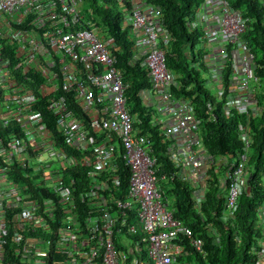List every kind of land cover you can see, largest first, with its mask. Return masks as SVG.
Wrapping results in <instances>:
<instances>
[{
    "label": "built area",
    "instance_id": "obj_1",
    "mask_svg": "<svg viewBox=\"0 0 264 264\" xmlns=\"http://www.w3.org/2000/svg\"><path fill=\"white\" fill-rule=\"evenodd\" d=\"M114 1L122 27L134 36L132 58L141 59L148 77L139 98L155 100L150 119L162 142L171 143L164 155L178 179L193 188L197 209L208 171L218 175L226 192V220L247 190L249 123L263 110L257 98L261 67L243 39L246 19L227 0H202L188 24L209 49L197 53L196 68L212 75L210 117L220 104L226 119L233 114L244 119L238 124L242 152L214 157L201 145V120L192 102L172 95L176 76L167 69L165 54L174 40L162 11L147 0ZM259 2L264 7V0ZM81 4L0 0V264H128L127 252L115 245L125 236L138 237L148 264H177L185 254L183 240L199 252L203 242L173 216L160 188L165 176H157L154 141L136 130L127 108L116 42L82 16ZM35 77L39 83L32 87ZM67 96L86 120L76 116ZM40 101L76 155L56 145ZM172 142L180 145L176 152ZM118 157L128 169L123 195ZM68 169L84 173L68 178ZM258 215L264 227V203ZM260 246L255 264L264 260V238Z\"/></svg>",
    "mask_w": 264,
    "mask_h": 264
},
{
    "label": "trees",
    "instance_id": "obj_2",
    "mask_svg": "<svg viewBox=\"0 0 264 264\" xmlns=\"http://www.w3.org/2000/svg\"><path fill=\"white\" fill-rule=\"evenodd\" d=\"M147 1L160 8L163 25L174 40L165 54L166 67L176 76V86L172 88V95L192 102L195 113L201 120L199 137L207 153L214 157L224 155L236 157L243 149L239 140L238 124L244 119L237 114L226 119L220 104L216 105V109L212 112L213 117H210L207 104L215 102L204 87V80L196 75L191 64V60H194L191 49L194 43L198 42L201 33L199 30L190 33L188 24L192 21L194 12L202 0ZM227 1L246 19L247 29L243 39L256 55L261 67L256 73L260 79L257 98L263 110L249 123L252 141L246 165L247 190L241 193L234 213L226 220L222 219L226 192L218 186V175H215L213 170L208 171L211 175L210 180L204 188L203 201L197 209L192 195L193 188L188 182L178 179L173 164L164 155L167 144L162 142L157 128L150 124V114L141 105L138 95L140 90L147 87V74L140 64L136 63L133 66L129 64L132 57V43L128 30L122 27L120 13L109 6L111 3L108 0H102L103 5L97 0H82L81 4L82 16L96 28L104 29L105 33L113 37L116 42L118 51L115 56L123 74L124 83L127 85L125 91L127 108L130 115L136 118L134 127H137L141 134L150 135L154 141L153 153L158 158L157 176L159 178L165 176L160 183V188L164 197L170 200L168 204L173 216L190 228L194 238H201L203 242L202 252H199L190 246L187 240H183L185 254L177 259V264H255L256 254L264 238V227L260 224L258 215L259 207L264 203L262 160L264 155V7L259 0ZM225 72L228 73V68ZM34 80L32 87H36L39 83L37 77ZM67 98L76 116L84 117L86 120L81 110L75 106L72 97L67 96ZM39 109L42 111L47 128L52 132L56 145L63 148L67 154L76 155L65 145L56 131L54 120L46 109L45 101H40ZM118 152H121L120 148ZM116 161L121 182L119 195H123L128 182V169L120 157ZM83 173L84 170L68 169L66 177L77 179L82 177ZM40 194L45 195V192L40 191ZM79 207L83 209L80 203H78ZM130 239L132 243L125 246L121 238H116L115 245L118 249L127 252L128 264H134L133 257L137 250L134 241L138 240L136 237H130Z\"/></svg>",
    "mask_w": 264,
    "mask_h": 264
},
{
    "label": "crops",
    "instance_id": "obj_3",
    "mask_svg": "<svg viewBox=\"0 0 264 264\" xmlns=\"http://www.w3.org/2000/svg\"><path fill=\"white\" fill-rule=\"evenodd\" d=\"M116 3L114 2V3H111L109 6H112V5H114V8H117L116 7V5H115ZM116 10V9H115ZM117 10H118V8H117ZM118 13H119V10H118ZM105 35H106V33H104ZM110 37V36H109ZM129 38H130V41H131V43H132V57H133V53H135L136 54V50H135V52H134V49H133V42L132 41H134V36L133 35H131V34H129ZM137 55V54H136ZM130 58V60H129V64L131 65V66H133V65H135L136 63H138V64H140V66L142 67V61H141V59L140 60H137L138 58L136 57V60L134 61L133 59L134 58ZM123 75V74H122ZM147 81H148V77H147ZM211 84H213V86H214V83L213 82H211ZM149 81L147 82V87H145L144 89H147L149 86ZM205 87V86H204ZM144 89H142L143 91H144ZM142 90H140L139 91V94H140V92L142 91ZM207 90V89H206ZM209 92V91H208ZM138 94V95H139ZM145 101H146V104H145ZM140 102H141V105L149 112V114L151 115V112L154 110L153 108L156 106L155 105V100L150 96V95H148L147 96V99L146 100H142V99H140ZM145 104V105H144ZM133 117V119H134V122L136 121V118H135V116H132ZM150 124L151 125H153V120H152V117H151V119H150ZM136 130L139 132V129L136 127ZM170 142H168V144L167 145H171V143L169 144ZM172 146H173V148H172V152H176V150H177V148H180L179 146L180 145H177V144H175V143H173L172 142ZM179 151V150H178ZM177 151V152H178ZM172 154V153H171ZM138 236H140L139 234H138ZM123 241V243H124V245L126 246V244H128V243H132V240L129 238V237H127L126 238V236L125 237H121V242ZM134 244H135V248L137 249V250H135L136 251V253H135V257H133V263L135 264V262H142V263H144V262H146L147 263V261H146V255H145V253L143 252V248H140L139 246H137L136 245V242H134ZM129 246H130V244H129ZM142 253H144V256H142ZM181 257H183V255L181 256Z\"/></svg>",
    "mask_w": 264,
    "mask_h": 264
},
{
    "label": "rangeland",
    "instance_id": "obj_4",
    "mask_svg": "<svg viewBox=\"0 0 264 264\" xmlns=\"http://www.w3.org/2000/svg\"><path fill=\"white\" fill-rule=\"evenodd\" d=\"M97 1H98L99 4L103 5L102 0H97ZM108 1H109V3H114L115 2L114 0H108ZM111 8H114V5H112ZM115 9L118 12L117 8H115ZM99 33L101 35H103L105 33L104 29H102V30L99 29ZM108 37H109V35L106 34L105 35V38H108ZM207 49H208V47L206 46L205 43H202L199 40H198V42H195L194 45H193L194 60L193 59L191 60V62H192L191 64H192V66L195 69L194 72L196 73V75L200 79L204 80L205 88L209 91V94L212 95V96H214L215 94L212 93V90H213L214 87L211 84V77H212L211 73L209 71H207V70H205V71H203V70L199 71L196 68V65L200 63V57L197 56V53H199V54H202V53L205 54V53H207L209 51V49L208 50ZM196 50H199L200 52H197ZM262 160H263V164H264V155L262 157ZM166 201L170 204V200L167 199V197H166ZM140 248H143V247H140ZM143 250H144V248H143ZM145 255H146V253H145ZM141 264H148V263H146V262L142 263L141 262Z\"/></svg>",
    "mask_w": 264,
    "mask_h": 264
}]
</instances>
